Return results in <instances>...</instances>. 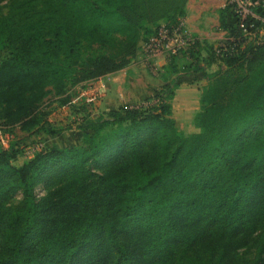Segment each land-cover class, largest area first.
I'll list each match as a JSON object with an SVG mask.
<instances>
[{
  "label": "trees",
  "instance_id": "obj_1",
  "mask_svg": "<svg viewBox=\"0 0 264 264\" xmlns=\"http://www.w3.org/2000/svg\"><path fill=\"white\" fill-rule=\"evenodd\" d=\"M184 4L10 0L0 11V129L55 133L47 106L121 70L119 50L142 20L174 24ZM221 12L228 50L197 38L145 103L84 116L80 145L21 166L0 147V264H229L255 236L250 264H264V40L245 36L229 6ZM213 59L226 69L206 72L200 131L185 136L173 117L178 78ZM41 181L59 186L37 200ZM18 191L22 203L6 207Z\"/></svg>",
  "mask_w": 264,
  "mask_h": 264
},
{
  "label": "rangeland",
  "instance_id": "obj_2",
  "mask_svg": "<svg viewBox=\"0 0 264 264\" xmlns=\"http://www.w3.org/2000/svg\"><path fill=\"white\" fill-rule=\"evenodd\" d=\"M10 0H1L0 11L6 13L9 9ZM226 3V0H206L203 2L204 7L202 11H196L193 14L188 13L183 9V13L175 11V16H183L186 19L189 30L192 34V23L198 26L203 31V36L210 38L208 41L210 44H218L226 38V31L221 28V16L223 9L222 5ZM174 18V17H173ZM140 22V21H139ZM164 19H160L157 23H148L145 19L142 20V27L137 33L135 42L129 41L126 47L119 50V57L126 60L125 66L115 73L117 78L112 80L109 75L101 76L88 82L79 84L76 87L71 88V98L66 102L54 101L51 105L47 106L48 122L50 127L54 128L55 133L47 134L44 132L37 133L32 136H26V134L19 132L14 133L8 131H0V147L2 148H14L18 152V157L13 160L14 165L21 166L29 159H31L37 152L47 150L52 146L58 148L73 147L80 145L82 142L83 132L79 128L82 118L84 116L97 117L103 114L110 107L117 108L121 103L124 105H136L145 103L148 99L145 96L152 92L164 89L165 84L172 78V71L166 66L159 65L158 63L146 62L141 53V43L144 38L147 37L156 27L163 23ZM195 36V35H194ZM204 53V52H202ZM205 55V53H204ZM179 66L184 65L187 59L182 55L177 58ZM212 66V72L218 70H225L218 61L214 60ZM167 67V68H166ZM165 76L169 79L164 80ZM178 84V83H177ZM187 86V85H185ZM179 85H176L175 92ZM189 87V86H188ZM183 91L186 92V96L189 97V101L192 103L190 108L192 110L197 106V94L195 91L192 93L186 87ZM200 89V88H199ZM151 90V91H150ZM107 98H111L113 101L111 106H108L105 101ZM175 98V97H174ZM56 100V98L54 99ZM137 100V101H136ZM153 102L146 103L149 105ZM114 104V105H113ZM127 104V105H126ZM181 103L177 105V110L173 116L178 128L185 136H190L200 131V129L194 123L193 113H183L181 111ZM96 172H101L100 167L95 169ZM59 186V182H45L41 181L35 188V197L37 200L47 196V194L55 190ZM23 194L21 191L15 193L5 204L6 207H15L22 203ZM257 251V237L255 236L251 242L235 250L232 253V260L229 264H250L255 257Z\"/></svg>",
  "mask_w": 264,
  "mask_h": 264
},
{
  "label": "built area",
  "instance_id": "obj_3",
  "mask_svg": "<svg viewBox=\"0 0 264 264\" xmlns=\"http://www.w3.org/2000/svg\"><path fill=\"white\" fill-rule=\"evenodd\" d=\"M233 16L240 22L245 36L255 43L264 40V0H226ZM185 17L174 24L161 23L155 33L141 43V53L146 62L158 63L161 58L170 60L183 52L188 53L196 42ZM224 42L216 44L217 54L228 50ZM3 129H0V131Z\"/></svg>",
  "mask_w": 264,
  "mask_h": 264
},
{
  "label": "crops",
  "instance_id": "obj_4",
  "mask_svg": "<svg viewBox=\"0 0 264 264\" xmlns=\"http://www.w3.org/2000/svg\"><path fill=\"white\" fill-rule=\"evenodd\" d=\"M206 0H185V4H184V9L186 11H188V13H194L196 11H202L204 10L206 7H204L203 5V2H205ZM223 7V5H222ZM192 31L195 33L193 35H195L196 38H198L199 40H202V41H210V38H207L205 36L202 35V33H204L203 31H201L198 26H196L195 24L192 23ZM188 59V58H186ZM189 60V59H188ZM158 64L159 65H162L163 67L167 65V60L164 59V58H161L159 61H158ZM203 66H205L204 70L202 71H198V72H191V73H186V74H181L178 78V89L177 91L175 92L174 94V97L173 100H172V107H173V116L175 115L176 113V110H177V105L179 104V102L181 103V111L183 113H193L196 115V113L199 112L200 110V97H201V94H202V91L204 89V87L206 86L207 84V76H206V72H212L211 68L212 66L208 67L207 65H205L204 63L202 64ZM117 74L118 73H109L107 75H109L112 80L115 79V77L117 78ZM102 78V77H100ZM187 85V86H185ZM189 86V87H188ZM186 87V90L187 88L188 89H191L190 91L192 93H194L193 91H195V93L197 94V106L195 107L194 110H192L190 108V105H192V103L189 101V97L186 96V92L183 91ZM200 88V89H199ZM151 91V90H150ZM151 93L152 92H149V94H146L145 96L147 97H150L151 96ZM147 97V98H148ZM113 101H116L118 102L117 100H113L111 98H107L106 101H105V104L107 103L108 106H111ZM137 101V100H136ZM125 103H121L120 106H125L124 105ZM114 105V104H113ZM127 105V104H126ZM119 107V105H118ZM117 107V108H118ZM111 109H115V107H110ZM111 109H108V110H111ZM107 110V111H108ZM194 115V117H195ZM193 117V118H194ZM40 133V132H39Z\"/></svg>",
  "mask_w": 264,
  "mask_h": 264
}]
</instances>
